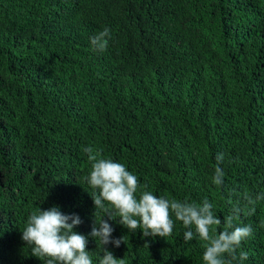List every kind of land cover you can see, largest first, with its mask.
Returning a JSON list of instances; mask_svg holds the SVG:
<instances>
[{
  "label": "trees",
  "instance_id": "obj_1",
  "mask_svg": "<svg viewBox=\"0 0 264 264\" xmlns=\"http://www.w3.org/2000/svg\"><path fill=\"white\" fill-rule=\"evenodd\" d=\"M87 146L221 220L264 194V0H0V264H45L21 236L54 206L79 216L93 264L103 248L124 264H203L174 217L170 237H144L95 209ZM101 217L119 247L90 236ZM262 224L264 200L234 221L252 228L243 264H264Z\"/></svg>",
  "mask_w": 264,
  "mask_h": 264
},
{
  "label": "clouds",
  "instance_id": "obj_2",
  "mask_svg": "<svg viewBox=\"0 0 264 264\" xmlns=\"http://www.w3.org/2000/svg\"><path fill=\"white\" fill-rule=\"evenodd\" d=\"M110 38V29L105 27L90 37V45L93 50L104 52ZM83 152L91 165L84 179L97 190L91 195L93 204L109 220L118 217L119 223L129 231L140 229L144 237L165 238L173 233L174 217L186 229L185 241L195 236L203 242V264H233L237 260L243 264L248 259L245 251H240L237 256V249L252 234V228L250 225L234 226V221L245 211L253 214L256 202L264 200V194H258L255 199L243 194V206L241 200H237L232 204V214L221 220L207 199L196 203L158 197L148 190L147 184L141 186L138 177L123 163L104 158L92 146L84 147ZM222 160L223 154H218L212 177V183L217 186L223 184L224 172L219 167ZM80 223L78 215L62 214L55 206L47 210L39 208L28 215L21 239L31 246L32 256L44 258L45 264H93L86 250L87 238L73 231ZM112 232L113 228L101 217L99 221L95 220L90 236L98 240L102 248L108 244L119 247L123 237L112 239ZM99 264H124V261L103 248Z\"/></svg>",
  "mask_w": 264,
  "mask_h": 264
}]
</instances>
